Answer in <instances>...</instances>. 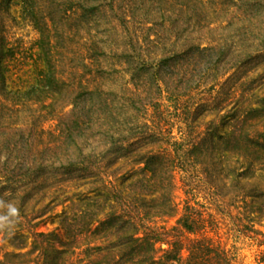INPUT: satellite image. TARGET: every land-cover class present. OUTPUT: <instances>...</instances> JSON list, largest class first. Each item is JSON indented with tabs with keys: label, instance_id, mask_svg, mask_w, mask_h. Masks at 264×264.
<instances>
[{
	"label": "trees",
	"instance_id": "16d2710c",
	"mask_svg": "<svg viewBox=\"0 0 264 264\" xmlns=\"http://www.w3.org/2000/svg\"><path fill=\"white\" fill-rule=\"evenodd\" d=\"M12 5L37 33V57L34 81L8 87L17 49L6 43L0 27V195L8 190L6 198L15 196L22 210L48 196L46 208L64 183H100L114 192L121 209L119 219L103 222L111 224L116 239L96 250L105 247L117 256L109 254L103 264H239L205 233L204 219L185 215L172 235L127 209L134 207L133 194L157 188L164 191L162 206L169 208L170 168L186 161L208 178L217 169L228 171L237 186L250 173L247 195L264 217V187L254 174L264 172V0H0L4 11ZM118 72L126 75L120 85L111 79ZM222 78V86L234 83L229 95L235 96L234 107L221 115L226 131L207 128L186 149L174 147L177 142L161 127L162 89L175 97L199 84L211 91ZM212 99L215 109L222 106L223 100ZM19 110L29 119H14ZM45 114L54 119L55 131L44 137L37 124ZM215 137L243 157L242 170L221 165L218 157L209 160L212 167L205 163ZM129 162L142 165L120 174L129 179L126 198L114 190L112 177ZM161 242L166 246L158 252ZM36 260L56 264L59 253L41 250ZM0 264L26 261L5 258Z\"/></svg>",
	"mask_w": 264,
	"mask_h": 264
},
{
	"label": "rangeland",
	"instance_id": "374dc122",
	"mask_svg": "<svg viewBox=\"0 0 264 264\" xmlns=\"http://www.w3.org/2000/svg\"><path fill=\"white\" fill-rule=\"evenodd\" d=\"M17 9L14 5L8 12L0 8V27L5 41L17 49L16 60L10 62V71L7 75L8 87L21 81L25 84L34 81L33 59L37 57L35 48L37 33L28 21L17 18ZM121 74L118 72L111 77L116 85L121 84L123 77L126 78V75ZM223 80L224 78L219 80L211 91L207 90L208 85L199 84L188 94L178 97L170 96L164 88L162 89L159 108L165 120L161 122V127L169 130L172 140L177 142L174 147H181L182 144V148L186 149L190 138L207 128H216L219 134L226 131L228 126L221 115L234 107L235 96L233 93L229 95L230 91H234V83L230 81L222 86ZM213 96L223 100L222 106L218 109L214 108ZM230 98L231 101L228 100ZM197 106H200L199 111L192 116ZM46 110L48 108L41 109L42 112ZM26 113L19 110L14 113L13 118L29 119L28 116H24L27 115ZM147 115H151V109ZM224 119L227 120L226 115ZM37 127L43 130L41 135L45 137V132L55 131V121L45 114ZM214 141L215 151L211 148L203 156L209 167H212L209 160L217 157L221 165L229 164L237 168V171L245 167L242 156L220 146L217 137ZM217 148L219 150H216ZM168 150L173 153V146L169 145ZM216 151H220L218 153L221 154ZM178 152L181 153L179 150ZM141 165V163L129 162L112 177L113 188L119 190L121 196L128 198L127 188L124 186L129 181L127 176L124 180L121 179V172L135 171ZM216 172L214 171L215 176L211 175L208 178L201 169H193L185 161L182 167L176 166L172 170L170 168V187L167 190L169 208L162 206L164 191L157 188L151 192L133 194L136 202L133 203L134 207L129 206L127 210L132 215L140 212L144 217L142 221L146 225L170 231L172 235L175 233L171 228L185 215L204 219L205 233L232 255L237 263L264 264V217L257 216L256 207L246 191L250 185L248 183L254 180L253 176L248 173L245 177H239L237 180L240 184L237 186L227 174L228 171L217 169ZM254 174L258 186L264 187V172L256 171ZM2 185L0 183V188ZM7 192L8 190L5 189L1 192L0 200L5 204H13L18 209L19 216L9 217L4 228L0 229L1 260L22 259L26 264H35L34 261H37V255L41 250L46 253L58 252L59 260L53 261L56 264H103L109 254L117 259L116 253H109L105 247L96 250L97 247L101 248L107 246L110 241H115L116 234L109 226L111 224L104 225L103 222L107 219L116 221L121 213L120 207L114 200V192L104 189L100 183L93 186L76 181L64 183L61 189L55 192L57 196L55 201L48 203L46 208L43 204L47 202L48 196L42 197L38 204L33 205V209L26 205L22 210L15 196L6 198ZM91 198L94 200L90 201ZM40 209V213L33 217L32 214ZM158 209L164 212H156ZM6 213V208H0V215ZM80 219L91 220L87 225L78 226L76 223ZM17 240L21 241L20 246L15 244ZM155 246L159 252V248H164L166 245L161 242ZM11 254L22 257L17 258ZM184 254L185 252L182 251L183 256ZM91 259H96L98 262L89 263ZM128 264L132 263L128 262Z\"/></svg>",
	"mask_w": 264,
	"mask_h": 264
},
{
	"label": "clouds",
	"instance_id": "9594fccd",
	"mask_svg": "<svg viewBox=\"0 0 264 264\" xmlns=\"http://www.w3.org/2000/svg\"><path fill=\"white\" fill-rule=\"evenodd\" d=\"M0 208L7 209V213L5 215H0V229H2L4 228L5 222L8 221L9 217L16 218L19 216V211L13 204H5L3 200H0Z\"/></svg>",
	"mask_w": 264,
	"mask_h": 264
}]
</instances>
